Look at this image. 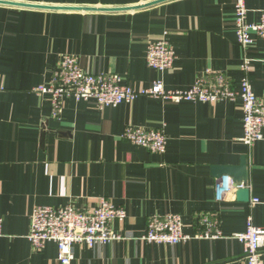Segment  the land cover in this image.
<instances>
[{
    "label": "crops",
    "instance_id": "0c3cea01",
    "mask_svg": "<svg viewBox=\"0 0 264 264\" xmlns=\"http://www.w3.org/2000/svg\"><path fill=\"white\" fill-rule=\"evenodd\" d=\"M53 8L0 5V264H61L53 242L37 250L28 241L34 208L72 206L88 213L99 199L123 208L114 223L122 240L73 246L70 264H245L232 236L247 220L264 228V128L253 146L243 136L241 101L174 103L138 97L98 109L93 100L65 98L53 115L47 96L63 56L92 75H117L133 90L160 80L166 92L187 91L222 75L238 93L246 78L264 99V40L242 47L236 37V0H0ZM249 23L264 0H244ZM165 34L175 53L171 69L147 65L148 46ZM247 61V69L242 70ZM128 128L162 130L163 153L123 138ZM247 166V184L215 169ZM222 191L218 197L219 189ZM248 189L242 202L235 191ZM254 200L257 202L254 203ZM175 215L190 239L178 244L142 241L149 219ZM219 221L222 236L196 238L199 216ZM264 264V247L261 250Z\"/></svg>",
    "mask_w": 264,
    "mask_h": 264
},
{
    "label": "built area",
    "instance_id": "2783aa9c",
    "mask_svg": "<svg viewBox=\"0 0 264 264\" xmlns=\"http://www.w3.org/2000/svg\"><path fill=\"white\" fill-rule=\"evenodd\" d=\"M236 37L242 47L250 45L255 38L264 40V11L258 22L249 23L246 20L247 9L244 0L235 1ZM175 53L165 34L148 46L146 53L147 65L153 70L163 72L172 68ZM247 69V61L242 70ZM195 83L187 91L166 92L160 80L149 87L133 90L122 83L117 75H92L84 72L72 56H63L57 71L50 82L37 87L34 91L40 96H47L56 116L62 109L65 98L75 100H93L98 109L116 107L122 103L132 102L138 97L162 99L179 103L203 102L215 103L223 100L241 101L243 113V136L241 142L250 147L262 139L264 128V99L258 98L246 78L241 81L238 93L222 75L209 76ZM123 138L136 147L151 152L163 153L166 138L162 130H146L143 128H128ZM219 195L222 189L218 186ZM257 202L254 200V203ZM126 214L123 208L116 207L108 200L99 199L97 205L88 213L76 210L72 206L63 208L37 207L31 215L28 241L37 250L45 244L53 242L58 248V260L61 264H70L73 259V246L83 245L91 248L122 237L113 226L122 223ZM197 226L202 229L196 238L214 239L222 236L219 221L207 216H199ZM2 220L0 219V235ZM240 242L244 250L245 264H261V250L264 247V228L257 227L249 219L242 233L232 236ZM182 232L181 220L175 215L154 216L149 219L146 233L142 241L154 244H178L189 240Z\"/></svg>",
    "mask_w": 264,
    "mask_h": 264
},
{
    "label": "water",
    "instance_id": "95a60500",
    "mask_svg": "<svg viewBox=\"0 0 264 264\" xmlns=\"http://www.w3.org/2000/svg\"><path fill=\"white\" fill-rule=\"evenodd\" d=\"M169 0H155L151 3L141 5V6H135V7H128V8H115V9H98L100 11H130V10H137V9H143L147 8L159 3H163ZM0 5H11V6H25L30 8H40V9H50V10H76V11H96V8H53V7H45V6H34V5H26V4H16V3H10V2H3L0 1ZM247 166L245 160H242L241 165L237 168L235 167H222L215 169L216 177L221 178L222 176L228 175L231 176L235 183H243L245 186L247 184ZM244 185L242 188L237 189L235 191L236 197L238 200L245 202L249 199V192L247 188H244Z\"/></svg>",
    "mask_w": 264,
    "mask_h": 264
}]
</instances>
